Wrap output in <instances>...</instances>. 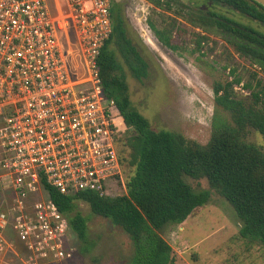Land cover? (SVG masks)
<instances>
[{"label":"built area","instance_id":"obj_1","mask_svg":"<svg viewBox=\"0 0 264 264\" xmlns=\"http://www.w3.org/2000/svg\"><path fill=\"white\" fill-rule=\"evenodd\" d=\"M65 5L55 16L49 0H0V264L74 257L69 221L46 186L126 194L119 144L128 127L97 64L111 0Z\"/></svg>","mask_w":264,"mask_h":264},{"label":"trees","instance_id":"obj_2","mask_svg":"<svg viewBox=\"0 0 264 264\" xmlns=\"http://www.w3.org/2000/svg\"><path fill=\"white\" fill-rule=\"evenodd\" d=\"M147 1L169 11L172 2L178 0ZM199 1L211 6L207 12L201 11L197 26L220 35L264 74V33L215 10L217 6L231 8L264 25V6L254 0ZM111 23L112 33L97 64L103 91L115 102L128 127L121 137L120 154L123 167L133 172L126 181V194L116 197L94 192L61 195L46 186L69 221L80 243L79 252L88 253L93 246L87 219L76 210L82 202L93 214L109 219L128 234L133 255L127 264H177L161 231L167 225L182 224L195 209L206 205L211 196L209 190H195L186 182L187 177L206 179L210 188L233 207L241 223L240 237L264 247V151L246 141L253 131L264 141V81L257 80L256 86L246 84L244 89L249 91L246 95L235 90L240 78L214 87L215 102L229 114L230 120L215 123L206 144L174 132L155 131L133 106L124 75L127 69L141 81L149 75V64L129 36L118 6H111ZM206 41V35H198L195 42L201 45ZM252 76L256 79L257 74Z\"/></svg>","mask_w":264,"mask_h":264},{"label":"rangeland","instance_id":"obj_3","mask_svg":"<svg viewBox=\"0 0 264 264\" xmlns=\"http://www.w3.org/2000/svg\"><path fill=\"white\" fill-rule=\"evenodd\" d=\"M186 2L182 0L186 8L174 6L169 12L146 0H115L129 36L149 64V75L141 81L127 69L124 75L133 106L148 119L153 130L174 132L206 144L213 125L230 120L229 114L215 102L214 87L240 78L235 90L246 95L249 91L244 86H256L257 80L264 81V74L220 35L188 23L184 18L189 7ZM49 5L55 16L67 12L65 0H49ZM215 10L264 33V25L231 8L217 6ZM191 13L193 20L199 15L193 10ZM198 35H206L208 41L197 45ZM253 73L257 74L256 79ZM246 141L264 151L259 133L251 132ZM122 149L121 143L119 151ZM123 170L126 179L133 172L127 167ZM185 180L197 191L209 190L211 196L206 205L195 209L182 224L167 225L161 231L177 264H264V247L240 237L241 223L230 203L212 190L206 179ZM76 210L87 219L93 246L90 252L81 254L80 243L72 232L74 257L58 264H127L133 255L128 234L109 219L93 214L85 203H78Z\"/></svg>","mask_w":264,"mask_h":264},{"label":"flooded vegetation","instance_id":"obj_4","mask_svg":"<svg viewBox=\"0 0 264 264\" xmlns=\"http://www.w3.org/2000/svg\"><path fill=\"white\" fill-rule=\"evenodd\" d=\"M113 1V7H117L118 4L115 3V0H112ZM147 1V0H146ZM187 2V5L189 6L188 9H186V11L188 10V13H186V20L188 21V23H190L192 26L194 27H197L198 29H200L201 27L197 26L199 21L197 20L199 18V15L201 14V11L202 12H207L211 6V3H204L202 1H199V0H186ZM151 4V3H150ZM153 5V4H151ZM174 6H177V7H180L182 9L186 8L184 7L183 3H182V0H178L176 2H172V8L171 10H169V12H171L173 10V7ZM119 7V6H118ZM156 8H159V7H156ZM159 9H163L165 11H168L164 8H159ZM190 9V10H189ZM193 10V13H197L199 14L196 18H194L195 20H193L192 18H190L192 15L191 11ZM195 23H197L196 25H194ZM203 29V28H201Z\"/></svg>","mask_w":264,"mask_h":264},{"label":"water","instance_id":"obj_5","mask_svg":"<svg viewBox=\"0 0 264 264\" xmlns=\"http://www.w3.org/2000/svg\"><path fill=\"white\" fill-rule=\"evenodd\" d=\"M256 1L257 3L261 4L262 6H264V0H254Z\"/></svg>","mask_w":264,"mask_h":264}]
</instances>
